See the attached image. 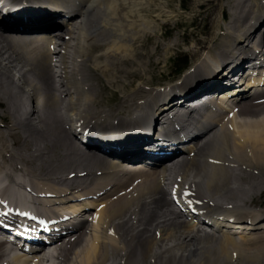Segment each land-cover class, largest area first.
<instances>
[{"label":"bare ground","instance_id":"6f19581e","mask_svg":"<svg viewBox=\"0 0 264 264\" xmlns=\"http://www.w3.org/2000/svg\"><path fill=\"white\" fill-rule=\"evenodd\" d=\"M11 1L15 4L0 0V94L12 130L22 129L25 139L38 145L27 159L34 160L43 176L36 178L37 171H32L31 178L17 174V167L4 162L0 148V205L31 208L24 223L7 209L0 214V230L16 233L34 245L48 239L51 245L48 255L42 249L23 257L10 254L8 243L0 240V264H41V258L51 264H264V234H259L264 233V213L247 206L248 198L264 187L260 181L264 53H259L261 47L264 50V0H231L225 32L218 24V33L205 42L204 52L188 70L191 77L147 97L142 96L145 90L123 97L121 103L127 110L123 114L135 120L126 126H118L121 121H101L119 115V109L94 111L98 89L90 82L86 65L90 52L98 48L92 60L114 80L110 72L116 69L115 58L135 59L134 41L153 30L155 22L142 14L150 3L51 0L72 7L58 15L52 11L56 8L42 0ZM57 27L62 29L57 31ZM247 43L255 47L250 56ZM213 50L223 51L220 56L228 61L213 68ZM253 65L259 66L255 70L262 75L258 85H254L256 78L249 80L247 69ZM142 66L147 71L148 66ZM239 68L236 77L224 82L225 76ZM242 77L248 81L242 82ZM232 90L237 91L236 97L228 96ZM200 92L213 95L193 103ZM255 92L261 95L253 96ZM166 100L171 102L170 110L180 105V113L170 122L163 119ZM94 115L104 123H91ZM242 116L247 120L240 121ZM68 119L79 120L83 129L88 124H111V134L99 133L98 141L83 145L80 137L65 134ZM167 120L169 130L157 131L161 123L156 121ZM187 138L190 143L184 150ZM107 154L147 165L125 171L124 163L109 160ZM70 166L80 168L65 171ZM11 171H17L16 175ZM19 188L29 194L20 193ZM191 199L207 201L230 212V217L202 218L187 205ZM82 208L90 210L91 227L88 219L78 218ZM66 210L77 219L66 215L65 223L55 222L59 212Z\"/></svg>","mask_w":264,"mask_h":264},{"label":"rangeland","instance_id":"374dc122","mask_svg":"<svg viewBox=\"0 0 264 264\" xmlns=\"http://www.w3.org/2000/svg\"><path fill=\"white\" fill-rule=\"evenodd\" d=\"M147 1L150 3L148 8L149 10L146 9V11H143L144 13L142 12V14L155 22L153 30L145 32V35L143 34L134 41L133 48L137 55L135 59L129 60L128 58L125 60V62H123V57L117 56L115 58L117 63L115 67L113 66V68L116 69L110 72V75L114 77V80H109V76H107L108 74L105 76L102 70L95 66L92 59L93 55H95V52L99 51L98 48H95L94 52H90V57L91 55L92 57L89 58L90 61L86 65V70L89 72L90 82L98 89L97 97L94 102L95 105L93 106L97 107L98 109H94V111H98L100 113H112L114 111L117 112L119 109L122 111H118L119 115L123 114L124 112L126 113L127 110L125 109V104L121 103V101L124 100L123 97L127 96L128 93L132 92L133 90H145L147 93L143 94L142 96L147 97V95L152 94L155 91L169 89L182 78L184 79L185 77H191L188 75V70L193 68L195 60L198 59L197 57L201 56L204 52L202 47L204 46L205 42L208 39L214 37L215 33H218V24L221 26L222 32H225L224 24L231 16L228 11L231 0ZM152 1H154L155 4H153ZM221 6H223L228 12L221 10ZM147 11L148 13L150 12V15L147 14ZM260 11L262 10L259 8V12ZM221 15L225 18L224 20L222 17L220 19ZM60 29H62V27L56 28L57 31ZM263 30L264 28L262 27L261 31ZM198 49H200V51ZM247 49L246 53H249L250 50ZM213 53V57L215 58L213 68L228 61L226 58H221L220 55L224 53L223 51L213 50ZM142 64L148 66L147 71L143 68ZM189 64H191V67L188 69L186 66H189ZM239 70L240 68L235 72L229 73L228 77L225 76L224 82L230 81L231 77H236V74L239 72ZM242 78V82L247 80L244 77ZM219 88L220 87H217V89ZM251 91H253V89ZM261 101L262 99L254 100L252 102L255 104ZM230 114L233 115L234 113L231 112ZM0 115V119H2L0 120V148H3L1 157L8 165L17 167L18 172L11 171L13 174L16 175L17 172V174L22 173L21 176H25V178L28 176V178L34 177L32 171L35 174L37 171V165L34 163V160L29 161L27 158L34 152V147H38V145H34L32 139L26 140V134L22 129L12 130V119L11 116L6 112V106L1 94ZM119 115L114 114L108 118H103L102 120L99 115H94L95 117L90 122L94 123L100 120L109 122L116 120L115 118H118V123H120V121L124 123L135 121L134 116L131 114ZM56 120L58 121V118H56ZM70 120L68 119L67 123L65 124V134L68 133L70 136L74 135L75 137V132L69 128ZM239 120H247V117H239ZM101 121L100 123H104ZM58 126L63 128V122H60ZM88 126H90V124H88ZM41 134L44 136L47 135L45 133ZM44 147L45 145L43 148ZM75 167H77V169L80 168L78 166H70L68 168L69 170L65 171L69 172ZM65 171H62L64 172L63 176L67 177V173ZM250 172L249 174L251 176L254 175L252 177L257 178L259 176H256L255 171ZM36 174H38V177L35 175L36 178L43 176V172L40 171H37ZM260 176V181L262 180V186H264V170L263 172H260ZM257 179L259 180V178ZM247 206L250 208L249 210H252L253 212L259 211L264 213V187L257 196L248 198ZM87 224L91 227L92 222L88 220ZM148 264L156 263L149 261Z\"/></svg>","mask_w":264,"mask_h":264},{"label":"trees","instance_id":"16d2710c","mask_svg":"<svg viewBox=\"0 0 264 264\" xmlns=\"http://www.w3.org/2000/svg\"><path fill=\"white\" fill-rule=\"evenodd\" d=\"M182 63V62H181Z\"/></svg>","mask_w":264,"mask_h":264}]
</instances>
